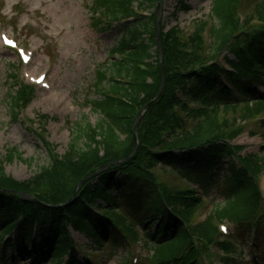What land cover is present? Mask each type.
<instances>
[{"label":"trees","instance_id":"1","mask_svg":"<svg viewBox=\"0 0 264 264\" xmlns=\"http://www.w3.org/2000/svg\"><path fill=\"white\" fill-rule=\"evenodd\" d=\"M135 1L141 9L154 8L153 14L140 15ZM158 2L93 1L95 26L104 32L115 24L124 27L110 54L125 56L114 62V76L112 69L98 73L95 89L102 95L87 103L101 118L95 126H80L87 142L83 148L72 143L64 156L52 155L51 163L26 181L7 175L5 160L0 161V262L14 257L6 236L18 228L19 259L39 253L48 264H95L87 256L80 259L70 228L97 247L108 243L111 250H125L139 240L137 227L151 251L153 246L162 251L159 257L151 254L146 264H200L199 250L209 245L217 246L223 260L232 264L243 259L246 248L260 246L264 264V198L258 183L264 158L238 155L242 147L231 141L244 130L229 127V120L219 116L239 107L244 112L240 119H232L235 123L264 114V92L258 94L252 87H264V0L256 5L262 24L249 30L241 28L238 18L241 0H212L211 16L217 23L207 53L202 29L182 40L177 29L166 31L163 24L161 61ZM176 9L189 6L179 1ZM142 44L144 50L139 51ZM226 51L230 69L218 61ZM162 67L166 82L154 100L163 80ZM225 79L232 90L224 85ZM183 97L201 107L191 109ZM30 102L21 89L14 97L15 119L21 106ZM150 102L138 124L137 153L126 164H115L132 155L135 124ZM21 155L12 149L7 159ZM159 164L203 193L215 188L224 204H215L206 222L194 224V213L203 207L198 192L163 184L155 171ZM224 165L227 174L219 179ZM22 193L37 201L26 200ZM220 222L232 225L231 239L221 240Z\"/></svg>","mask_w":264,"mask_h":264},{"label":"rangeland","instance_id":"2","mask_svg":"<svg viewBox=\"0 0 264 264\" xmlns=\"http://www.w3.org/2000/svg\"><path fill=\"white\" fill-rule=\"evenodd\" d=\"M93 1L0 0V161L5 160V172L18 181L32 179L42 167L51 163L52 155L64 156L72 143L83 148L87 142L86 137H82L84 133H79L82 130L80 126H95L101 118L87 100L99 99L102 95L95 89L100 71L112 69L109 73L114 76V62L120 61L121 56H112L109 50L117 45L124 27L116 24L104 32L95 26ZM179 1L189 5V10H177ZM260 1L241 0L239 17L246 22L242 23V29L259 26L256 5ZM211 3L212 0H162V21L166 30L174 26L179 37L186 40L202 29L206 50H212V28L217 20L209 13ZM137 5L135 1L134 6ZM153 12L154 8L143 9L140 14ZM3 34L16 38L19 45L32 55L29 64L23 63L16 50L4 46ZM143 48L142 44L138 50L143 51ZM227 55L225 53L223 57ZM43 73L47 74L45 84H37L36 77ZM252 87L257 89L258 94L264 92L261 85L253 84ZM20 88L28 93L31 102L22 106L19 117L15 119L14 97L21 91ZM243 112L244 109L239 107L222 111L219 116L229 120V127L244 130L243 135L234 141L236 146L242 147L237 150L238 155L251 153L264 158V114L235 123L232 119H240ZM12 149L22 154L14 161L7 159ZM225 167L219 170V179L227 174ZM155 171L165 185L181 188L189 185L161 165H157ZM258 181L264 194V164ZM201 200L205 205L192 218L197 224L208 216L215 204H224L223 196L215 188L207 197L202 196ZM117 214L121 215L119 212ZM223 224L229 234L226 233L221 240L228 239L233 233L230 223ZM73 237L80 251L90 256L96 264H122L131 261V256L132 264H146L151 254L150 248L140 239L130 249L118 247L111 250L108 243H102L96 251L92 250L94 243L91 240L76 233H73ZM249 250L245 249L243 259H239L237 264H257ZM260 250L259 246L258 252ZM199 251L200 264H232L223 262V253L216 247L206 246ZM152 254L159 257L162 251H156L153 246ZM83 257L81 254V260ZM135 258L137 261H134ZM0 264L48 263L42 261L39 253H33L24 259L17 258L15 254Z\"/></svg>","mask_w":264,"mask_h":264},{"label":"water","instance_id":"3","mask_svg":"<svg viewBox=\"0 0 264 264\" xmlns=\"http://www.w3.org/2000/svg\"><path fill=\"white\" fill-rule=\"evenodd\" d=\"M161 1L162 0H160L159 8H158V15H159L160 19L158 20V23H157V37H158V42H159V45H160V56L162 57V45H161V40H160V26H161V17H162ZM164 84H165V74L163 72V82H162L161 90H160L158 96L160 95V93H161V91H162V89L164 87ZM158 96L156 98H158ZM149 106H150V104H148L146 106V108L143 110V112L141 113V115H140V117H139V119H138V121H137V123H136V125L134 127L135 148H134V151H133L132 155L129 158L125 159L124 161L116 162V164H124V163L128 162L130 159H132L134 157V155L136 154V152L138 150V146H139V140H138V136H137V127H138V124H139L140 120L142 119V116H143L144 112L148 109ZM24 196L26 198H28V196L26 194H24Z\"/></svg>","mask_w":264,"mask_h":264},{"label":"snow or ice","instance_id":"4","mask_svg":"<svg viewBox=\"0 0 264 264\" xmlns=\"http://www.w3.org/2000/svg\"><path fill=\"white\" fill-rule=\"evenodd\" d=\"M4 39H5V42H6L9 46H11V47H15V46H16L14 41L8 39L7 37H4ZM21 54H22L23 56L26 57V53H24L23 50H21ZM41 82H42V81H41Z\"/></svg>","mask_w":264,"mask_h":264}]
</instances>
